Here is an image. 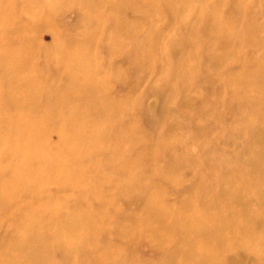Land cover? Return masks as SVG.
Masks as SVG:
<instances>
[{"label": "bare ground", "instance_id": "6f19581e", "mask_svg": "<svg viewBox=\"0 0 264 264\" xmlns=\"http://www.w3.org/2000/svg\"><path fill=\"white\" fill-rule=\"evenodd\" d=\"M5 1L10 0H0V12L12 10V4L6 8ZM24 1L39 5L33 19L52 10L44 0ZM144 2L147 1L63 0L61 8L74 7L80 12L78 24L87 25L88 34L92 27L96 28L95 35L87 37L89 41L81 47L76 45V39L73 45L65 46L60 36L56 37L53 52L59 55L56 62L60 75L75 80L65 95L44 83L40 86L42 82L31 84L23 75L21 65L34 64L35 48L25 44L27 36L18 38L11 31L4 53L0 42L1 111L12 108L33 113L39 98L58 108L82 99L88 101V115L103 119L90 118L84 127L79 115L60 121L61 147L67 153L50 157L40 145L41 130L46 123L57 124L56 115L43 120L3 115L2 111L0 218L10 217L12 225L0 244V264L99 263V257L91 258L104 253L109 257L112 253L108 228L117 232V238L132 244L136 238L150 234L156 262L142 264H247L246 256H238L241 249L257 250L259 256L249 264H264V64L261 62L260 69L245 72L240 78H221L223 86L206 89V93L204 90L202 103L197 107H192L189 94L196 87L218 82L213 74L224 64L242 61L238 55L245 43L252 41L254 52L264 53V20L258 24L250 17L253 11L252 17L264 18V0H150L146 5ZM249 2L251 7L247 6ZM99 7L108 10L106 16L98 14ZM233 7L236 12L230 13L228 9ZM131 11L141 12L145 25L127 22L125 17ZM94 16H99L97 22ZM157 21L163 22L165 29L157 30ZM106 25L117 31L112 40L116 45L123 38L140 42L133 52L123 53L135 70L144 73L147 67L162 68V82L158 86L168 88L169 95L158 110L138 109L135 117L144 128L131 129L127 124L116 123L121 116L130 114L131 101L115 103L105 99L93 75L100 61L92 54L93 48L98 47V34ZM3 27L9 30L1 22L0 29ZM145 29L147 35L138 40ZM179 49H183L180 59H172ZM243 62L249 65L257 60L251 54ZM227 86L244 94L233 97L224 93ZM223 107L237 112L233 128L221 126L225 117V112L220 111ZM49 111L57 113L59 109ZM201 123L206 128L197 129L198 150L189 153L185 141L193 125ZM131 135L136 142L129 138ZM143 138L147 139L146 144L137 141ZM221 138L224 148L219 150ZM215 151L221 153L217 155ZM120 155L132 157L133 169L127 170L130 183L116 186L109 194L98 186H79L86 179H113L100 168L105 163L115 170ZM159 161L166 163L160 172L162 179L175 185L178 193L182 191L175 204L165 196V190L154 192L143 185L154 176L155 163ZM190 167L197 177L186 186ZM177 172L185 177L175 180L173 175ZM216 176L221 182L215 194L212 182ZM52 182L63 183L59 199L47 193ZM68 189L78 195L70 204L69 199H63ZM16 199L26 202L14 206L11 200ZM123 201H127V208L142 207V213L126 215L127 211L119 206ZM134 229L141 230L139 236ZM238 232L249 240L242 241ZM15 251L17 255L13 254ZM109 259L118 263L120 260L115 259L114 252ZM122 261L131 264L127 258Z\"/></svg>", "mask_w": 264, "mask_h": 264}, {"label": "rangeland", "instance_id": "374dc122", "mask_svg": "<svg viewBox=\"0 0 264 264\" xmlns=\"http://www.w3.org/2000/svg\"><path fill=\"white\" fill-rule=\"evenodd\" d=\"M147 2H144L146 5L150 2V0H145ZM63 3V0H44V4L47 7H52V10L49 11L45 16L43 15L40 17V19H33V14L36 13L38 10L39 5L37 4H27L24 0H10L5 1V6L10 7L9 4H12V10H6L5 12H0V23L4 24V26H7L9 30L6 28L0 29V42L2 44L1 51L4 53L6 51V44L8 43V36L11 34V31L15 32V35L17 34L18 38L20 36H27V42L25 43L30 49L33 50L35 48V52L33 51V62L34 64H30V67L25 66V63L21 65L23 69V75H26L31 84H40L49 86L51 88L57 89L58 93L65 95L68 92V87L72 82H74V79H70L68 77H62L60 74V69L57 66L56 59H58L59 55L56 52H53V48L55 46L56 37L60 36L61 43H63L65 46H68L70 44L73 45L75 39L77 40V46L81 47L83 45L84 41H89L87 37L93 36L96 33V28L92 27L90 29L89 34L85 31L87 30V25L80 26L78 24V20L80 18V12L74 8L70 7L68 10L61 8L60 5ZM252 3L249 2L247 4L248 7H251ZM58 6V7H57ZM5 8V7H4ZM4 10V9H3ZM108 10L105 11L103 7H99L97 12L100 16H106V13ZM228 11L236 12L235 8L233 7L232 10L228 9ZM251 11V10H250ZM253 11H251L250 17L251 19L261 24L263 23L264 18L261 16H257L256 18L251 16ZM228 14V13H227ZM142 13L139 11H131L128 12V15L125 17L127 22H130L132 24H143L145 25L144 18H142ZM47 17V18H46ZM97 22V18L99 16H94ZM94 22V21H93ZM32 23H34L32 25ZM32 25V26H31ZM31 27V28H30ZM73 28L72 30H68L67 28ZM104 27V26H103ZM154 27L157 30L165 29L163 22H155ZM116 30H113L111 26L106 25L104 29L102 30L101 34H98L99 42L98 47L93 48L92 54L97 56L98 60H100L97 63L96 68L93 71V75L95 76L98 83L102 87V91L104 93L105 99L108 101H115L116 102H122L123 99H129L131 101L129 105V112L130 114L128 116H121L118 118V124H127L131 129L136 128H142L143 125H141L135 117V113H137L138 109H145L146 111H155L158 110L159 107L162 105V102L165 100V98L168 97L169 89L164 87H159L158 85L162 82V68L158 69H149L148 67L145 70L144 73H139L138 70H135L131 64L130 59L127 55L123 54L125 50L128 51H134L135 45L140 43L139 41H135V43L128 42L124 38L121 39V44L116 45L112 40L113 37L116 35ZM146 29L142 32L140 37H137L138 40H141L147 35ZM13 33V32H12ZM145 35V36H144ZM14 36V35H13ZM144 36V37H143ZM101 43V46L99 45ZM240 50L239 55L243 58L242 61H233L228 64H224V66L214 72L213 77L215 80H219L218 82L215 81V84H206L204 87H196L195 90L193 89L190 94L191 99V105L192 107H197L201 105L202 103V93H204V90L206 89H219L223 86L222 80L227 79V77H233V78H240L242 77L245 72L250 73L254 69H260L261 66L264 64V53L261 52H254L253 48V42L249 41L248 43L244 44ZM94 47V46H93ZM163 49V48H162ZM161 49V50H162ZM10 50V49H7ZM13 50V49H12ZM0 51V53H1ZM18 51L20 49L18 48ZM141 51V50H140ZM183 49H179L174 52L172 59L178 60L180 59V54L182 53ZM53 52V53H52ZM252 54V57H254L257 62L254 64L246 65L247 63H244V59L247 58ZM207 56H204L203 58H206ZM37 62V63H35ZM261 62H263L262 65ZM28 63H31V60L28 59ZM209 66V63H206V67ZM166 68V65H165ZM164 69V68H163ZM165 70V69H164ZM212 71V70H211ZM124 75V76H123ZM137 84V86L132 89L133 84ZM225 89V91H224ZM223 90L224 93H230L231 95L237 96L241 93H243L241 90L235 88V87H225ZM207 90L205 91V93ZM251 92V96H255V93L253 91ZM244 94V93H243ZM205 95V94H204ZM80 98V96L78 97ZM138 99V101H137ZM77 102V101H76ZM88 101L82 100L74 103V102H67L62 106H55L51 107L49 103L44 101L43 98L37 99L35 109L33 113H20L18 111H15L12 108H6L3 111V115L8 116H22L24 117H39L43 120L48 119L49 117H53V115H56L57 118H59L58 123L55 125L50 124H44V127L41 130V138L40 145H42L43 153L46 156L50 157H56L63 155L62 153H67L65 149L61 147V132L59 129V122L64 121L63 119L72 117L74 115H79L81 118V124H85L90 118L91 120H95V118L99 121L103 120L99 118L98 116H90L88 115V112L85 111L87 109ZM51 108L59 109V112L57 113H51L49 110ZM0 110V115L2 113ZM185 111L190 112L193 114V111L189 109H185ZM220 111L225 112L224 122H222L221 126L224 128H233L238 120L237 112L234 110L226 111V108L223 107L220 109ZM2 115V116H3ZM109 122H112V120H108ZM90 122V121H89ZM84 127V125H83ZM144 128V127H143ZM198 128H206V124H195L193 125V129L190 131V137L185 141L186 144V150L190 152H196L198 150V143L197 142V129ZM133 132V130H132ZM183 132V131H181ZM181 134V133H179ZM131 138L132 141H135L134 138ZM146 138H143V140H137L138 142L143 141L145 144L147 143ZM136 142V141H135ZM205 143H209V141H206ZM220 149L224 148V144L222 141V138L219 139V146H217ZM232 151V150H231ZM220 151H215V154L219 155ZM216 156V155H215ZM130 155H123L119 156V160L117 165L115 166L116 169L108 167L105 163H103V166H101L100 169L104 170L107 174H110L111 177L114 178L109 179V177H101V179H98L96 181L88 180L84 181V183L79 184V186L84 187H90L95 188L96 186L99 187V189L103 190L104 193L109 194L116 188V186H124L131 182V177L129 173H127V170H132L133 167L130 164L131 161ZM121 159V162H120ZM47 163V162H46ZM88 163V162H86ZM44 164V163H42ZM157 166L155 167V174L153 177L145 180L143 182V185L150 187L151 191L158 192L165 190L166 197L170 198L171 202L174 204L179 202L182 195V191L178 193V188L174 185L172 186L171 183L168 181L162 179L161 176V169L165 168L164 166L166 163L159 161L158 163H155ZM120 168L118 169V167ZM123 166V168L121 167ZM121 169H124L120 171ZM126 169V170H125ZM193 167H190L191 170L190 174L188 175L186 179V183H184L186 186H188L192 181H195L197 175L195 171H193ZM116 174V175H115ZM115 175V176H114ZM185 177L184 175H181V173L177 172L175 175H173V178L176 180V178ZM172 178V177H171ZM39 179V178H38ZM220 179L216 176L213 179V189L214 193H217V190L220 186ZM66 185V184H65ZM184 186V185H183ZM185 186V187H186ZM63 183L57 182V183H49V186H47V193L50 195H53L54 197L60 198V194L62 193V190L64 188ZM66 188V187H65ZM181 190V188H180ZM66 197L63 199H69L70 203L75 202L74 200L77 199V191H73L71 189L66 190L65 192ZM108 197V196H107ZM106 197V198H107ZM66 200V201H67ZM72 200V201H71ZM15 204L14 206L22 205L26 202V200L22 199H16L11 200ZM31 201V200H30ZM64 201V202H66ZM22 203V204H21ZM121 209H124L127 211L126 215H139L142 213L141 208H136L135 206H132L130 208H127V201H123L119 204ZM80 209V206L78 207V210ZM113 212V211H111ZM110 212V214H111ZM218 215L215 217V223L217 225ZM127 223L128 221H124ZM12 221L11 218H0V244L3 239L8 235V232L11 230ZM104 228H107L105 225H100ZM109 229V239L113 241L109 245L111 247V254L115 255V259H120L121 261L127 258V261L131 264H142V262H156V250L151 245V238L150 234L147 231L149 235L145 234L146 236H140L133 240V244L128 242L125 239L117 238L115 234L117 232L115 230ZM140 229H134L135 235L139 236ZM239 236H241L242 241L249 240L248 237H246L244 234H240L238 232ZM69 244V242H68ZM13 254H18L17 251L13 252ZM110 254V256H111ZM247 254V255H245ZM109 256V257H110ZM238 256L240 257H247V264L254 262L256 258L259 256L257 250L248 252L247 249H241L238 252ZM99 257V263L94 262L96 264H123L120 260L118 261L114 260L112 262L107 254H100L99 256H93L91 259L95 260ZM1 260V257H0ZM57 260V259H56ZM59 261V260H58ZM115 261L117 263H115ZM93 264V263H89Z\"/></svg>", "mask_w": 264, "mask_h": 264}]
</instances>
